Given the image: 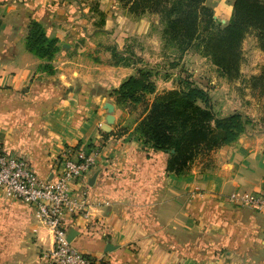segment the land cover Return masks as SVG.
Returning a JSON list of instances; mask_svg holds the SVG:
<instances>
[{
  "label": "crops",
  "instance_id": "1",
  "mask_svg": "<svg viewBox=\"0 0 264 264\" xmlns=\"http://www.w3.org/2000/svg\"><path fill=\"white\" fill-rule=\"evenodd\" d=\"M100 2L104 25L122 29L95 27L88 0H0L4 151L53 180L65 151L101 147L97 166L74 186L90 218L67 211L63 223L76 232L75 246L105 264H264V212L229 200L237 190L264 193V127L249 126L236 142L196 159L186 175L168 172L169 154L135 130L146 105L118 106L109 95L136 73V38L148 35L150 14L134 16L119 0ZM30 18L59 39L52 74L27 48ZM160 29L152 14V34ZM104 35L106 43L95 45ZM111 43L129 63H114ZM108 102L114 121L105 130ZM52 242L33 204L0 194V264H46Z\"/></svg>",
  "mask_w": 264,
  "mask_h": 264
},
{
  "label": "trees",
  "instance_id": "2",
  "mask_svg": "<svg viewBox=\"0 0 264 264\" xmlns=\"http://www.w3.org/2000/svg\"><path fill=\"white\" fill-rule=\"evenodd\" d=\"M130 14L160 16L162 38L176 67L184 54L198 45V51L210 57L227 78L239 76L241 45L246 32L259 31L264 50V0H235L229 22L214 18L206 0H119ZM102 20L101 23H103ZM26 45L44 62L40 68L54 73L53 59L59 51V39L49 37L41 22L30 18ZM114 63H128L112 48ZM264 82V68L253 77L254 85ZM155 94L152 102L148 95ZM118 106L146 105V113L135 130L143 142L155 151L169 154L167 171L186 175L193 162L224 145L236 142L252 124L241 111L220 116L210 104L209 93L190 79H181L180 87L157 93L151 69L140 68L118 87L109 90ZM174 150V152H172Z\"/></svg>",
  "mask_w": 264,
  "mask_h": 264
},
{
  "label": "rangeland",
  "instance_id": "3",
  "mask_svg": "<svg viewBox=\"0 0 264 264\" xmlns=\"http://www.w3.org/2000/svg\"><path fill=\"white\" fill-rule=\"evenodd\" d=\"M82 1L87 3V0ZM89 2L92 6V8L90 6L91 10L94 11L92 14L97 16L95 27L109 30L110 28L122 29L115 23L111 26V21L104 25L105 13L100 8V0H88ZM205 3L213 10L216 20L223 24L229 22L233 14V0H206ZM121 5L123 6L122 3ZM123 7L128 10L127 7ZM219 7L220 11L217 12ZM144 14H150L149 33L136 38L139 46L138 54L135 55L133 62L137 64L136 72L140 68L151 69L157 93L179 88L181 79H190L209 93L210 104L218 115L224 116L234 111H241L252 119V126L264 127V82L259 81L255 85L253 83V77L259 76L264 68V50L257 29L251 28L246 32L241 45L239 76L230 79L222 74L210 57L198 51V45L188 50L179 64L173 67L175 63L173 56H170V49L166 47L162 38L163 25L161 24L160 35L156 32L152 34V14L159 19L160 16L148 12ZM102 20H104L103 23H101ZM145 29L146 27L141 28V30ZM126 30L128 31L127 27ZM104 37L106 36L97 37L94 44L98 46L105 44ZM111 37L113 43V38L117 39V36L112 33ZM113 47L114 45L110 46L111 49ZM112 60L115 61L113 58ZM130 60L131 58H127L125 61L129 63ZM155 94L147 96L149 102L153 101Z\"/></svg>",
  "mask_w": 264,
  "mask_h": 264
},
{
  "label": "built area",
  "instance_id": "4",
  "mask_svg": "<svg viewBox=\"0 0 264 264\" xmlns=\"http://www.w3.org/2000/svg\"><path fill=\"white\" fill-rule=\"evenodd\" d=\"M100 146L64 152L61 166L53 180L44 179L33 170L24 158L8 155L0 144V194L33 204L38 221L52 233V247L46 264H105L97 255L89 254L68 240V230L63 219L67 211L80 212L90 218V205L85 196L77 197L74 186L85 180L95 168L100 156ZM229 200L239 206H249L264 212V193L259 191H234Z\"/></svg>",
  "mask_w": 264,
  "mask_h": 264
},
{
  "label": "water",
  "instance_id": "5",
  "mask_svg": "<svg viewBox=\"0 0 264 264\" xmlns=\"http://www.w3.org/2000/svg\"><path fill=\"white\" fill-rule=\"evenodd\" d=\"M106 106H107V108L109 110V114L107 116L108 124H105L104 125V128H105V130H110V125L109 124L113 123V121H114V114H113V112H114L115 106H114L113 103H110V102H108L106 104ZM172 152H174V150ZM75 235H76V232L74 230L68 231V240L70 242H72V240H73V238H74ZM115 248H116V246H112L111 244H109L107 250L110 251V250H114Z\"/></svg>",
  "mask_w": 264,
  "mask_h": 264
}]
</instances>
